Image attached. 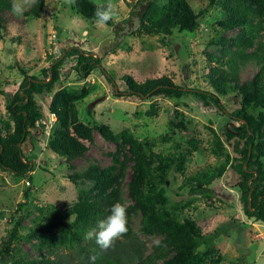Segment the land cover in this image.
Wrapping results in <instances>:
<instances>
[{"label": "rangeland", "instance_id": "rangeland-1", "mask_svg": "<svg viewBox=\"0 0 264 264\" xmlns=\"http://www.w3.org/2000/svg\"><path fill=\"white\" fill-rule=\"evenodd\" d=\"M13 1V0H12ZM95 4H107L109 0H91ZM140 0H111L117 8L112 26L97 25L96 19L77 15L66 0H45L38 18H28L11 11V18L0 39V116L8 117L6 101L18 88L23 78L21 69L30 75L43 76L41 70L49 66L70 46L101 56V66L114 78V86L108 82L99 68L84 79L74 70L75 57H68L59 67L56 82L44 87L35 95L41 108L36 129L21 144L25 156L32 162L29 177H16L0 169V241L9 232L16 218L21 216L19 232L25 234L34 228L40 216L39 209L59 210L63 213L77 200L80 190L89 189L92 183L79 176L90 164L108 166L115 156V144L93 132V142L85 141L87 152L80 157L66 160L54 153L48 144L49 135L57 126L48 106L52 95L62 87L90 90L76 102L79 119L89 125L106 123L115 132L128 130L154 152L173 151L172 143H180L182 150L187 140L196 138L199 145L192 150L183 164L174 163L167 173L165 184L168 206L176 205L178 217H190L207 234L218 227L221 232L214 240V249L208 264H264V221L247 218L239 201L238 175L229 163L222 175L213 180L204 193L191 191L186 180L206 168L223 161L210 150L213 135L219 136L223 148L231 154L225 141V128L238 124L222 113L215 104L205 105L193 94L180 98L116 96L114 90L125 88L122 76L131 75L137 81L167 75L180 86L213 90L207 74L216 61L210 56H220V37H235L239 29L222 30L217 19L223 17L218 4L208 6L207 0H189L196 12H201L195 31L173 29L170 34L155 33L137 28V17L130 14L131 5ZM29 7H26L27 10ZM133 19L126 28L125 21ZM126 28V29H123ZM234 48V47H233ZM249 51L251 49H248ZM226 59V58H224ZM258 65L248 61L239 69V80L250 79ZM232 87L227 83V89ZM218 95V94H217ZM228 111L238 107V97L228 91L220 96ZM155 103L157 114L148 115L150 105ZM173 126V127H172ZM167 135L169 140H164ZM183 165V166H182ZM131 169H125L120 186L121 204L127 209L131 230L142 241L146 253L159 243L160 235L143 233L140 214L133 209L128 197L126 182ZM22 204L21 207H18ZM20 208V211L18 209ZM84 240V242H86ZM36 240H22L20 247L30 258L45 255L50 258H69L64 250H37ZM74 261L78 262L77 259ZM156 264H163L158 260Z\"/></svg>", "mask_w": 264, "mask_h": 264}, {"label": "trees", "instance_id": "trees-1", "mask_svg": "<svg viewBox=\"0 0 264 264\" xmlns=\"http://www.w3.org/2000/svg\"><path fill=\"white\" fill-rule=\"evenodd\" d=\"M207 4L220 6L223 17L216 21L222 30L240 31L228 40L221 37L216 40L222 46L221 54L210 56L217 64L207 74L213 90L180 86L167 75L137 81L125 74L122 76L125 88L122 91L116 88L114 94L137 98L159 95L180 98L193 94L205 105L215 104L224 115L236 120L238 124L224 131L231 154L226 152L219 136L214 134L210 150L217 158L224 155L225 159L189 176L186 184L190 183L192 192L206 194L207 186L231 163L230 167L238 175L239 201L245 216L264 221V0H207ZM44 5L45 0H35L23 15L38 18ZM70 5L77 15L96 19L95 11L99 4L91 0H75ZM12 7V0H0V39L11 18ZM130 7V14L137 17V23L132 16L125 21L126 28L133 22L137 26L130 33L146 29L170 34L175 28L193 32L201 15L192 8L189 0H140ZM106 25L112 26V20ZM71 56L75 57L74 70L80 78H86L92 70L99 68L106 80L115 85L112 74L101 66V56L75 45L64 49L61 57L43 68L41 78L21 69L23 78L5 104L8 117L0 116V169L16 177H29L33 164L25 156L21 144L30 137L31 130L36 129L41 115L35 95L56 82L59 67ZM248 61L255 62L258 68L250 79L241 82L239 69ZM227 83L232 84L229 90ZM89 90L82 85L78 88L62 87L54 92L48 110L55 117L57 126L49 135L48 144L56 155L72 160L87 152L85 141L92 143L93 132L97 131L103 139L115 144L112 164L100 166L93 163L83 170L79 176L92 185L89 189L80 190L77 200L63 213L40 208L36 226L25 234L19 232L22 220L21 216L17 217L0 241V264H92L89 260L91 255L97 256L95 264H156L158 260L163 264L210 263L214 240L223 232L222 227L205 234L194 219L187 217L181 220L176 205L168 206L165 188L172 165L175 162L183 164L191 151L198 148L199 140L188 139L189 146L185 150L180 149V143L174 142L171 144L173 151L160 153L149 149L146 143L126 129L115 132L106 123L86 124L78 117L76 102L83 99ZM228 91L238 97V107L231 111L220 101V96ZM157 111L153 102L147 113L153 115ZM163 139L167 141L170 137L165 135ZM128 166L131 169L126 182L128 197L133 209L139 211L141 230L161 236L149 253L131 230L128 220L127 233L109 249H101L94 238L84 242L86 233L110 214L113 204L121 202L120 186ZM32 239L37 241L33 246L39 251L68 249L69 258L54 259L45 255L30 258L18 243Z\"/></svg>", "mask_w": 264, "mask_h": 264}, {"label": "clouds", "instance_id": "clouds-1", "mask_svg": "<svg viewBox=\"0 0 264 264\" xmlns=\"http://www.w3.org/2000/svg\"><path fill=\"white\" fill-rule=\"evenodd\" d=\"M35 0H13L12 10L17 15H22L26 7H31ZM68 4H74L75 0H66ZM117 15L116 6L111 3V0L106 5L99 4L95 11V22L97 25H106L109 20H112ZM128 231L127 228V209L117 202L112 205L110 214L101 219L96 228L88 231L85 239H95L97 245L101 249L107 250L112 247L116 240L121 238ZM96 255H91L89 260L95 264Z\"/></svg>", "mask_w": 264, "mask_h": 264}]
</instances>
